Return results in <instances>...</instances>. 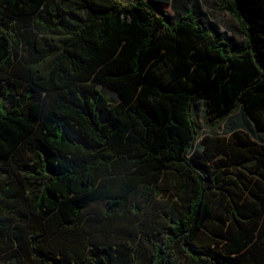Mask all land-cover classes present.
Returning a JSON list of instances; mask_svg holds the SVG:
<instances>
[{
  "label": "trees",
  "instance_id": "1",
  "mask_svg": "<svg viewBox=\"0 0 264 264\" xmlns=\"http://www.w3.org/2000/svg\"><path fill=\"white\" fill-rule=\"evenodd\" d=\"M49 1L0 0V256L78 264L45 244L44 225L77 229L96 203L106 220L126 207L139 217L171 171L177 203L145 237L149 264H264V174L250 190L241 179L253 158L225 137L200 139L195 113L212 128L240 114L231 132L264 142V0H217L240 47L203 23L199 0L173 24L154 3L177 0ZM28 19L46 33L21 60L17 23ZM97 251L87 264H112L110 248Z\"/></svg>",
  "mask_w": 264,
  "mask_h": 264
},
{
  "label": "rangeland",
  "instance_id": "2",
  "mask_svg": "<svg viewBox=\"0 0 264 264\" xmlns=\"http://www.w3.org/2000/svg\"><path fill=\"white\" fill-rule=\"evenodd\" d=\"M123 1L132 2L136 0ZM193 1L189 0L185 6L191 8ZM199 1L203 5V13L205 14L202 18L203 23L208 26L210 24L217 26L222 32V37L230 41L233 46L240 47L245 44L246 37L241 31L239 23L230 14L226 6H223L217 0ZM54 2L55 0H51L48 4H53ZM154 7L159 15L163 13L171 15L172 20L169 21L170 24H173L177 17L178 13L176 9L181 8L177 4H174L172 7L162 3H154ZM84 18L85 15L76 17L65 16L64 20L68 26L74 27L76 19L83 20ZM17 24V34L20 41L17 45V51L22 60L27 54L29 48L28 42H33L37 37L46 32L42 27L37 26L32 19L18 21ZM106 90L109 96H116L114 91L110 89ZM195 113L198 117L200 139L206 134L218 135L229 139L230 143L233 144V151H244L250 158H253L254 166H250V164L248 167H251V171H255L254 167L258 163L257 158H260L257 154L259 150L258 144L262 143L263 140L246 134L242 130H239L235 135L231 132L233 129V121L236 119L239 120L240 114H236L232 118H227L212 128L206 123L203 107L198 106ZM245 143H247L246 146H244ZM256 155L258 156L256 157ZM220 157H224L229 162L231 160L229 154L225 155L223 153ZM230 172L234 173V176L238 175L236 168L230 169ZM244 174L246 177L244 176L241 181L245 185H248L250 190H255L256 193L259 192L258 186L256 185L257 180L255 181L257 176L247 172ZM174 179L175 175L171 171L165 173L161 184L162 195L156 198L151 206H144L143 203H140L139 205L142 210L139 217L133 213L131 207H126L124 210L117 211L112 217L106 220L103 216L104 205L96 203L83 213L82 222L77 229L61 230L54 223L50 222L45 224V244L69 254L78 264H81V262L87 264L86 259L92 254H96L98 252L97 248L102 246L111 249L112 264H129L132 247L136 245L138 249V264H149V254L145 237L148 234L154 235L156 233V229L161 222L160 215L162 213H171L174 211V205L177 203V199L174 197ZM249 180L250 182H248ZM261 187H264L263 184H261ZM229 189L236 195L246 192L243 191L242 184L237 179L231 180ZM0 264H17L15 252L11 251L0 256Z\"/></svg>",
  "mask_w": 264,
  "mask_h": 264
},
{
  "label": "crops",
  "instance_id": "3",
  "mask_svg": "<svg viewBox=\"0 0 264 264\" xmlns=\"http://www.w3.org/2000/svg\"><path fill=\"white\" fill-rule=\"evenodd\" d=\"M189 0H177L176 2H177V5L178 6H181V7H184L185 6V4H186V2H188ZM163 4V3H162ZM173 2H169V3H167L166 5H170V6H172L173 7ZM258 145H260V146H264V142H262V143H259ZM258 155H256V157H257ZM259 163H257L256 165H255V167H254V170L255 171H251L250 170V168L251 167H248L247 165H246V171L245 172H247V173H251V174H253V173H256L257 175L258 174H264V168H263V165L261 164V162L260 161H258ZM250 166H254V165H250ZM250 171V172H249Z\"/></svg>",
  "mask_w": 264,
  "mask_h": 264
}]
</instances>
